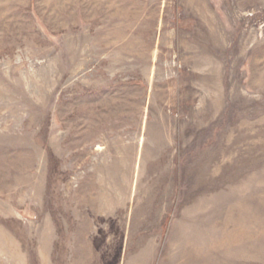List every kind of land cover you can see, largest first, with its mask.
Segmentation results:
<instances>
[{
    "label": "rangeland",
    "instance_id": "rangeland-1",
    "mask_svg": "<svg viewBox=\"0 0 264 264\" xmlns=\"http://www.w3.org/2000/svg\"><path fill=\"white\" fill-rule=\"evenodd\" d=\"M0 264H264V0H0Z\"/></svg>",
    "mask_w": 264,
    "mask_h": 264
}]
</instances>
